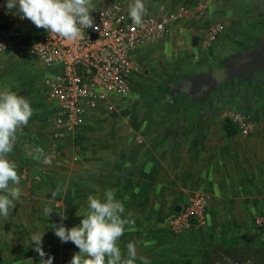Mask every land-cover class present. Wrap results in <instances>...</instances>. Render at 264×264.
Segmentation results:
<instances>
[{
    "label": "crops",
    "instance_id": "1",
    "mask_svg": "<svg viewBox=\"0 0 264 264\" xmlns=\"http://www.w3.org/2000/svg\"><path fill=\"white\" fill-rule=\"evenodd\" d=\"M169 1L184 12L181 17L189 16L190 22L176 25L174 32L168 26L167 46L179 49L180 34L190 31L194 37L188 42L191 48L196 44L197 53L192 57L195 62L209 59L206 50L213 42L208 44V37L216 26L221 25L226 32L239 22L264 21V13L257 11L260 3L256 0ZM245 6L249 9L241 11ZM214 109L209 103L206 108L191 110L195 113L192 119H181L179 126L159 127L160 131L165 128L176 133L189 132L187 139L177 134L174 139L169 136L164 140L143 139V144L139 140L128 141L127 145L114 141L111 163L104 152L87 153L80 146L77 149L71 146L76 150L78 162H70L69 168H63L64 186L54 191L53 212L46 222L47 234L43 235V250L54 257L53 264H69L79 249L72 242L61 243L51 225L63 223L70 228L79 224L80 216L87 211L88 196L102 195L108 189L123 203V215L131 221L118 244L126 254L127 243H135L134 264H144V258L149 264H264V231L255 229L253 224L255 218L264 217V104L255 107L254 118L244 132L250 134L246 137H241L239 125L232 122V114L240 113L231 111L226 115L225 119L230 120L235 130L234 135L227 136L223 128L225 119L219 120V128L217 123L215 126L212 123ZM197 121L200 122L196 124ZM216 128L225 138H214L212 133ZM46 137L44 131L42 142ZM29 148V156L34 155L36 146ZM76 165H79L77 171L73 168ZM25 168L35 173L38 166ZM17 172L21 178L25 177L18 169ZM33 177L28 175L21 181L22 197L37 195ZM197 191L209 196L206 225L173 235L169 219ZM61 216L66 219L62 220ZM251 228L260 234L250 235ZM31 237L10 236L7 242L30 245ZM5 256L0 264H40L41 261L34 245L30 252L7 251Z\"/></svg>",
    "mask_w": 264,
    "mask_h": 264
},
{
    "label": "rangeland",
    "instance_id": "2",
    "mask_svg": "<svg viewBox=\"0 0 264 264\" xmlns=\"http://www.w3.org/2000/svg\"><path fill=\"white\" fill-rule=\"evenodd\" d=\"M256 1L260 3L256 2L257 11L264 13V0ZM171 2L173 1L144 0L145 15L156 19H163L171 14L177 15L178 20L174 19L169 23L171 32H174L176 25L190 21L189 16L181 17L184 12ZM247 9L248 6H245L241 11ZM236 25L231 30L219 34L216 40L209 44L206 50L209 59L206 61L204 58L198 62L192 59L197 53L194 50L196 44L191 48L188 41L191 42L194 35L188 30L182 31L179 36L182 41L179 49L167 46L170 32L164 41L144 47L136 56L137 70L129 95L119 99L113 111L97 113L85 125L74 131H65L54 151H49L53 116L42 89L45 77L42 68L25 53L0 54V89L8 88L19 96H25L33 108L32 117L26 126H21L18 130L14 149L9 154L10 158L15 159L20 174L25 176L20 180V188L21 181H25L28 175L33 177L40 173L39 166H42L44 156L51 154V163L43 165L46 174L41 175L38 180L33 177L32 183L37 186V195L21 196L10 209L8 216L0 217V263L3 261L1 258L6 257L7 251H17L21 254L33 250L32 244L8 243L10 236L47 234L48 216L43 210L45 207L52 208L56 187L64 186L63 168L70 166L69 147L74 146L77 149L80 146L87 153L104 152L111 163V151L116 146L114 141H123L127 145L128 141L139 140V143L143 144V139L164 140L168 139V136L174 139L177 134H182L187 139L189 132L176 133L165 128L160 131L159 127L169 124L173 127L179 126L181 119H192L191 115L195 113L191 110L206 108L209 103L210 107L216 110L212 123L214 126L217 123L218 128L219 120L225 119L231 111L240 113L250 121L254 118L255 107L264 104V95L257 96L264 94V21L246 20ZM237 127L241 137L250 135ZM44 131L47 137L42 142ZM201 133L203 132H194V135H203ZM221 134L217 128L212 133L216 140L225 138ZM20 139L23 145L28 147V153L25 152L26 148H21L18 144ZM30 145L41 148L44 155L39 159L33 158L35 153L31 155L33 157L29 156ZM127 150L126 148L125 151ZM34 165L38 166L35 173L23 169V166ZM73 168L77 171L79 165ZM33 225L35 227H32ZM249 234L258 235L260 232L251 228Z\"/></svg>",
    "mask_w": 264,
    "mask_h": 264
},
{
    "label": "built area",
    "instance_id": "3",
    "mask_svg": "<svg viewBox=\"0 0 264 264\" xmlns=\"http://www.w3.org/2000/svg\"><path fill=\"white\" fill-rule=\"evenodd\" d=\"M93 26L85 29L81 39L66 41L58 34L37 28L18 11L6 7L0 0V54L25 53L42 68L44 97L51 103L53 116L49 135V151H54L64 132L83 126L95 114L111 112L119 99L129 95L137 70L136 56L144 47L163 41L169 23L177 15L156 19L145 15L137 26L128 15L124 0H92ZM28 31L34 41L25 44ZM223 32L218 25L208 37V44ZM232 122L247 132L251 123L241 114L233 113ZM50 153L44 158L50 159ZM43 158V160H44ZM70 162L78 156L69 147ZM35 180L46 174L47 163L42 162ZM209 196L205 192L193 194L185 207L169 219L173 235L202 228L207 222ZM254 228L264 231V217L253 221Z\"/></svg>",
    "mask_w": 264,
    "mask_h": 264
},
{
    "label": "clouds",
    "instance_id": "4",
    "mask_svg": "<svg viewBox=\"0 0 264 264\" xmlns=\"http://www.w3.org/2000/svg\"><path fill=\"white\" fill-rule=\"evenodd\" d=\"M6 7L18 11L21 18H27L37 28L58 34L69 42L81 39L85 29L94 23L92 0H6ZM145 14L144 0H131L128 15L134 24H142ZM32 115L33 108L25 96L8 88L0 89V217L8 216L22 195L21 177L9 154L14 149L18 130L28 124ZM43 155L42 149L37 147L33 158L39 159ZM44 163L50 164L51 160L45 157ZM43 211L48 217L53 212L48 207ZM124 212L123 203L115 199L112 189H108L102 195L88 196L87 211L80 216L79 224L70 228L63 223L51 225L61 243L72 242L79 249L69 264H134L135 243H127L126 254L118 244L126 226L131 223L124 217ZM61 219L66 218L61 216ZM43 235L33 234L31 244L41 257L40 264H53L54 257L43 250ZM46 255L47 259H44ZM144 264H149L146 258Z\"/></svg>",
    "mask_w": 264,
    "mask_h": 264
},
{
    "label": "trees",
    "instance_id": "5",
    "mask_svg": "<svg viewBox=\"0 0 264 264\" xmlns=\"http://www.w3.org/2000/svg\"><path fill=\"white\" fill-rule=\"evenodd\" d=\"M33 41H34L33 33L31 31L30 32L28 31V33H26L24 43L29 44ZM223 128H224V131H225L227 136H232L235 134V130H234L233 125L229 119H225ZM18 138H20V137H18ZM18 144H20V146H22L21 148H26V150H28V147H25V145H23L22 139H20Z\"/></svg>",
    "mask_w": 264,
    "mask_h": 264
}]
</instances>
